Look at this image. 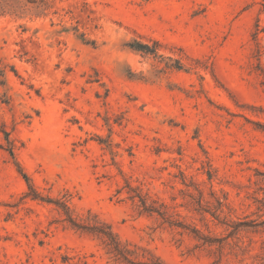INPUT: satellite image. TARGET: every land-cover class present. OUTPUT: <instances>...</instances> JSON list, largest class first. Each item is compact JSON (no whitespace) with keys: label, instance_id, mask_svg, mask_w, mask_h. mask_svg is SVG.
<instances>
[{"label":"rangeland","instance_id":"rangeland-1","mask_svg":"<svg viewBox=\"0 0 264 264\" xmlns=\"http://www.w3.org/2000/svg\"><path fill=\"white\" fill-rule=\"evenodd\" d=\"M150 258L264 264V0H0V264Z\"/></svg>","mask_w":264,"mask_h":264},{"label":"trees","instance_id":"trees-1","mask_svg":"<svg viewBox=\"0 0 264 264\" xmlns=\"http://www.w3.org/2000/svg\"><path fill=\"white\" fill-rule=\"evenodd\" d=\"M85 42H91L87 39H83ZM131 48L141 51L144 53H149V54H155L158 49V42L154 41L152 45H148L146 43H141V42H136L130 45ZM177 65L176 68H181L182 65L179 61H176ZM9 154L13 155L12 149H8ZM24 178L28 181V177L23 173ZM32 198H37L39 195L31 189L29 186ZM59 206H61L62 209L65 208V204L63 202L57 203ZM143 209L145 211H151V212H157V214H161L159 211L153 210V208L148 207L145 205V201H143ZM67 221L75 228L81 229V230H87L88 232H95L97 235L102 237L110 249L112 253H114L115 256H118L119 258H122L123 260H126L129 263H133L132 259H130L127 251L123 249L121 246L120 242L117 240L116 236L111 232L108 226H105L104 224H99V225H92V226H87L83 225L77 221H75L72 217L68 216ZM170 224H175V223H170ZM137 264H163V263H158L157 261H154L153 259H146L145 261H139Z\"/></svg>","mask_w":264,"mask_h":264}]
</instances>
